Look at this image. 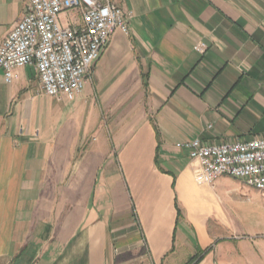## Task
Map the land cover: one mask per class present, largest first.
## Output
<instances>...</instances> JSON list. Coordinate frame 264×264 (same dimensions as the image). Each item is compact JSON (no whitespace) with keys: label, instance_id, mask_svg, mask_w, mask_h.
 Returning a JSON list of instances; mask_svg holds the SVG:
<instances>
[{"label":"crops","instance_id":"0c3cea01","mask_svg":"<svg viewBox=\"0 0 264 264\" xmlns=\"http://www.w3.org/2000/svg\"><path fill=\"white\" fill-rule=\"evenodd\" d=\"M28 1L0 0V41ZM114 1L127 32L73 99L0 69V264H250L243 182H203L181 143L264 136V0Z\"/></svg>","mask_w":264,"mask_h":264},{"label":"built area","instance_id":"2783aa9c","mask_svg":"<svg viewBox=\"0 0 264 264\" xmlns=\"http://www.w3.org/2000/svg\"><path fill=\"white\" fill-rule=\"evenodd\" d=\"M130 13L114 0H29L19 21L0 41V69L10 83L15 70L32 65L41 91L57 100L79 94L110 36L127 32ZM199 41L194 50L202 53ZM200 168L203 182L213 186L223 175L264 194V136L219 144L199 138L181 143Z\"/></svg>","mask_w":264,"mask_h":264},{"label":"rangeland","instance_id":"374dc122","mask_svg":"<svg viewBox=\"0 0 264 264\" xmlns=\"http://www.w3.org/2000/svg\"><path fill=\"white\" fill-rule=\"evenodd\" d=\"M228 184L223 196L235 200L231 204L226 202V206L231 208L229 214L235 220L234 232L239 237L235 241H239V250L243 252L241 244L249 243L256 253L255 260L250 264H264V194L243 183L235 184L230 181ZM232 193L234 197H228Z\"/></svg>","mask_w":264,"mask_h":264}]
</instances>
